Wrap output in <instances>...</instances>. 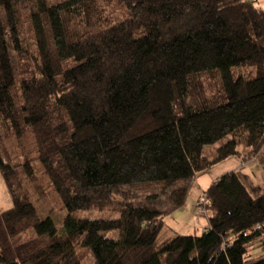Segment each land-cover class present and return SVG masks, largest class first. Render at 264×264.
<instances>
[{
  "label": "trees",
  "instance_id": "16d2710c",
  "mask_svg": "<svg viewBox=\"0 0 264 264\" xmlns=\"http://www.w3.org/2000/svg\"><path fill=\"white\" fill-rule=\"evenodd\" d=\"M242 66L253 75H236ZM201 75L219 76L217 93H194ZM0 125L32 140L17 162L0 145L13 204L0 214V264H83L79 250L93 264H264L248 257L264 235V193L253 197L235 172L207 189L202 233L156 248L189 193L169 189L264 155V8L254 0H0ZM19 169L44 195L41 171L67 211L61 223L54 208L39 216ZM124 186L162 191L170 209L123 198L117 218L82 215L112 207Z\"/></svg>",
  "mask_w": 264,
  "mask_h": 264
},
{
  "label": "rangeland",
  "instance_id": "374dc122",
  "mask_svg": "<svg viewBox=\"0 0 264 264\" xmlns=\"http://www.w3.org/2000/svg\"><path fill=\"white\" fill-rule=\"evenodd\" d=\"M51 2H56L60 0H49ZM259 8H264V0H254ZM110 13L113 14L114 19H122L125 11L121 7H113L109 9ZM22 18L24 23V32L26 38L29 42L33 41V33L30 21V6L28 3H23L21 6ZM243 74L244 76H252L253 71L247 66H242L236 71ZM195 94L201 95L202 97L211 96L218 92L221 86V81L218 75H201L194 81ZM193 96V94H192ZM12 132V131H11ZM9 134V135H7ZM0 135H1V147L4 146L9 153L14 162L21 161L24 154L28 152V149L32 148V140L28 136L19 141L13 134L7 133L4 127L0 125ZM3 144V146H2ZM240 150H245L244 146L240 147ZM236 158H231L225 163L219 164L212 173H203L195 181L184 180L176 183L169 191H173L177 188H188L189 193L186 199V204L184 208L180 211L171 214L166 218V227L160 234L156 248L158 250L162 249L167 243H169L173 236L179 235H194L195 233H202L205 227H207V219L200 217L198 215V208L203 200L207 189L212 185L214 181L223 176L229 171H233L236 167ZM255 166L257 177L253 183V186L249 182H245L246 186L253 197L259 196L264 193V155H262L255 163H251L245 169L246 171L252 169ZM38 169V167H37ZM40 171V170H39ZM18 176L23 184L24 189L29 195L33 205L35 206L39 216L42 219H46L49 216V209L54 208L56 215L55 219L58 223H61L66 216L67 211L63 208L60 199L57 197L56 192L50 187H48V180L43 176L41 171L38 173L39 180L38 184L43 187L45 194L42 195L40 191L36 190V184L30 182L26 176L23 169L17 170ZM168 191V193H170ZM41 194V195H40ZM153 194L157 200H153L150 195ZM129 201L130 203L136 205H153L162 210H169L167 196L163 194L162 191H151L148 193L146 191H140L137 189L129 188L124 186L121 188L120 193L114 196V205L107 210L93 209L87 212H82V215L91 218H117L116 208L117 202L123 200ZM13 206L10 194L8 192L6 183L0 174V214L11 209ZM111 237H116V233H110ZM29 235H25L24 238H28ZM79 257L81 258L83 264H93V260L89 252L85 250H79ZM248 257L251 260L257 261L264 259V235L258 238L252 248L249 250Z\"/></svg>",
  "mask_w": 264,
  "mask_h": 264
},
{
  "label": "crops",
  "instance_id": "0c3cea01",
  "mask_svg": "<svg viewBox=\"0 0 264 264\" xmlns=\"http://www.w3.org/2000/svg\"><path fill=\"white\" fill-rule=\"evenodd\" d=\"M262 155V154H261ZM261 157V156H260ZM260 157H258V158H256L255 160H253V161H251L250 163H243L242 162V160L240 159V158H237V157H232V158H236V167L233 169V171H229V172H235V173H237V175L240 177V179L243 181V183L245 184V186H246V183L245 182H249L250 184H252L253 186H256L254 183H253V181H255V179H256V177H257V174H256V169L254 168L255 166H252V169H250V170H248V171H246L245 169L247 168V166L249 165V164H251V163H255V161H257ZM231 158H229V159H227V160H225L224 162H222V163H225V162H227V161H229ZM221 164V163H220ZM219 165V164H218ZM218 165H216V166H214L213 168H211V169H209V170H207L206 172H204V173H212V171L214 170V169H216V167L218 166ZM229 172H227V173H229ZM201 174H203V173H201ZM201 174H199V175H197V177L194 179V180H192V181H195ZM226 174V173H225ZM219 179V178H218ZM215 182V181H214ZM247 187V186H246ZM263 193H261L260 195H262ZM259 195V196H260ZM258 197V196H257ZM185 206V205H184ZM184 206L181 208V209H178L177 211H180V210H182L183 208H184ZM177 211H174L173 213H171V214H174L175 212H177ZM170 214V215H171ZM169 215V216H170ZM169 216H167L166 218H168ZM166 218H165V220H166ZM166 224V223H165ZM207 226H208V224H207ZM207 227H205V229H206ZM176 235H178V234H176Z\"/></svg>",
  "mask_w": 264,
  "mask_h": 264
},
{
  "label": "built area",
  "instance_id": "2783aa9c",
  "mask_svg": "<svg viewBox=\"0 0 264 264\" xmlns=\"http://www.w3.org/2000/svg\"><path fill=\"white\" fill-rule=\"evenodd\" d=\"M206 202V199L203 198L198 208V215L203 218H205V216L207 215Z\"/></svg>",
  "mask_w": 264,
  "mask_h": 264
}]
</instances>
